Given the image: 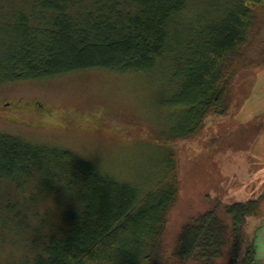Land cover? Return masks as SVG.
I'll return each mask as SVG.
<instances>
[{
  "label": "trees",
  "instance_id": "trees-1",
  "mask_svg": "<svg viewBox=\"0 0 264 264\" xmlns=\"http://www.w3.org/2000/svg\"><path fill=\"white\" fill-rule=\"evenodd\" d=\"M13 1L0 4V85L91 69L170 68L177 79L186 77L183 102L194 118L180 137L193 134L209 113L225 112L230 59L253 24L251 6L264 2L219 0L201 26L200 16L186 15L193 0H20L22 7L5 13ZM34 180L37 190L70 198V224L61 235L34 226L27 244L35 254L12 264H164L173 181L141 193L70 151L0 134V184L12 181L20 189ZM258 202L224 203L229 223L216 208L192 219L181 231L178 256L196 264H247L237 261L241 233ZM7 210L5 226L17 219V227L20 221L30 227L26 214L18 210L10 219L15 208ZM251 251L250 264L253 245Z\"/></svg>",
  "mask_w": 264,
  "mask_h": 264
},
{
  "label": "rangeland",
  "instance_id": "rangeland-1",
  "mask_svg": "<svg viewBox=\"0 0 264 264\" xmlns=\"http://www.w3.org/2000/svg\"><path fill=\"white\" fill-rule=\"evenodd\" d=\"M218 2L193 0L186 15L200 16L205 26ZM21 4L8 2L5 13ZM251 9L253 24L230 59L225 112L209 113L189 136L180 137L194 120L183 102L188 82L170 68L91 69L1 84L0 134L70 151L141 193L173 181L177 195L162 237L164 264H196L178 256L181 231L192 219L216 208L229 223L224 203L259 201L237 258L250 264L254 232L264 222V2ZM35 182L20 189L12 181L0 184V264L33 257L34 226L46 224L45 235H61L70 224V198L37 190ZM9 206L15 208L10 219L18 210L27 215L28 229L21 221L17 227V219L5 226Z\"/></svg>",
  "mask_w": 264,
  "mask_h": 264
},
{
  "label": "crops",
  "instance_id": "crops-1",
  "mask_svg": "<svg viewBox=\"0 0 264 264\" xmlns=\"http://www.w3.org/2000/svg\"><path fill=\"white\" fill-rule=\"evenodd\" d=\"M253 263L264 264V222H262L254 232L252 239Z\"/></svg>",
  "mask_w": 264,
  "mask_h": 264
}]
</instances>
